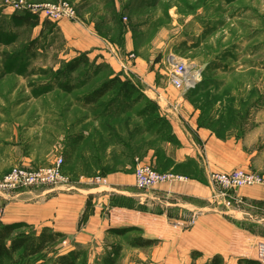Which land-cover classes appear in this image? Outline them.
<instances>
[{"label": "rangeland", "instance_id": "obj_1", "mask_svg": "<svg viewBox=\"0 0 264 264\" xmlns=\"http://www.w3.org/2000/svg\"><path fill=\"white\" fill-rule=\"evenodd\" d=\"M68 1L75 8L73 20H77V9H88L94 15L102 9L104 17L94 20L110 41L119 43L125 31H129L137 52L148 61L158 60L162 71L154 84L163 96L184 93L167 83L169 60L184 62L188 71L197 75L198 81L189 89L196 104L207 114L218 115V121L212 123L216 126L215 134L241 138L248 134L251 144L244 150L254 149L257 156L263 154L264 129L256 117L261 119L264 113L255 114L251 123L245 121L249 111L264 107V0H90L97 2L99 8L89 6L88 0H81L79 8L73 0ZM22 15V11H13L0 0V175L13 166L11 160L17 155L29 157L31 168L46 166L61 155L68 181L77 180L82 174L102 176L105 171L130 165V152L134 157H142L149 149L158 157L152 165L155 170L186 174L178 173L180 168H172L171 161L164 156L167 144L175 145L177 141L162 140L167 137V129L158 135H154L157 126L150 129L154 114L148 115L152 106L145 99L155 104L157 100L143 92L147 88L145 82L130 79L136 86L135 101L121 98L114 91L95 105L83 104L82 97L108 76V70H97L90 59L80 63L76 70H68L66 65L73 58L55 32L56 22H43V29H35L19 18ZM62 85L71 89L64 90ZM158 111L166 119L160 108ZM234 126L238 127L228 128ZM186 165L183 170H194L191 164ZM135 166H129L128 172L133 173ZM44 188L47 187L22 191ZM241 201L232 208H240L247 215L252 207L242 197ZM260 213L258 223L243 219V227L256 237H251L253 240L264 238V208ZM79 228L80 225L78 232ZM171 228L185 230L173 223ZM32 231L39 233L25 223L17 233ZM137 237L143 236L136 227L120 234L113 228L106 229L94 236L80 231L74 236L64 234L55 249L60 253L71 249L83 251L84 260L81 255L77 264H108L106 259L117 246L120 250L114 264H167L165 243L162 251L157 240L146 247L131 246V240ZM236 253L228 244L221 255L222 264H243L239 259L244 258ZM44 261L50 264L48 258Z\"/></svg>", "mask_w": 264, "mask_h": 264}, {"label": "crops", "instance_id": "obj_2", "mask_svg": "<svg viewBox=\"0 0 264 264\" xmlns=\"http://www.w3.org/2000/svg\"><path fill=\"white\" fill-rule=\"evenodd\" d=\"M80 1L73 0V3L78 7ZM91 1L88 0L89 6L97 5L99 8L97 2ZM101 11L94 15L88 9H77V20L56 22L55 32L64 41L71 59L85 54L92 62L106 65L111 75L119 74L122 78L147 84L143 92L148 98H156L177 141L175 145L167 144L164 156L171 161L172 168H180L178 173L185 172L183 175L188 180L163 183L139 191L134 186L133 173L128 172L131 164H124L101 174L106 180L104 184L94 183L90 174H82L65 185L36 192L20 189L9 194L0 193V223H26L36 232L50 228L73 236L80 231L94 236L106 229L136 227L145 239L161 243V251L162 243H165L167 264H206L214 255H222L228 244L238 252L237 256L253 259L256 237L243 227V219L258 223L262 218L260 210L264 208V189L254 186L238 190V195L252 207L247 215L240 208H221L219 211L210 204L206 178L210 172H229L238 168L264 173V150L258 156L254 149L244 150L251 144L248 134L245 138L228 133L224 137L216 135V126L212 123L218 121V115L202 111L192 91L163 96L160 87L154 84L162 71L158 60L148 61L142 57L129 31H125L119 43L107 39L94 20L104 17ZM44 21L38 17L35 29H43ZM262 32L264 34V23ZM130 54L133 57L129 58ZM259 112L264 113V107L249 111L245 122L251 123ZM256 120L264 129V114L261 119L257 115ZM143 155L134 158V165L136 160L151 167L157 163L158 157L153 150L149 149ZM30 160L17 155L11 163L32 167ZM188 163L194 170H183ZM192 215L195 216L192 227L182 231L171 228L176 220ZM251 237H255L254 240ZM195 252L198 254L192 256Z\"/></svg>", "mask_w": 264, "mask_h": 264}, {"label": "built area", "instance_id": "obj_3", "mask_svg": "<svg viewBox=\"0 0 264 264\" xmlns=\"http://www.w3.org/2000/svg\"><path fill=\"white\" fill-rule=\"evenodd\" d=\"M5 5L13 11L28 12L50 22L62 19H75L76 12L68 0H52L43 3H30L26 0H4ZM133 54L129 55V58ZM186 64L182 61L170 59L167 69V83L176 91L185 92L196 84L190 78ZM64 159L56 156L48 165L35 168L13 165L6 173L0 176V193L9 194L20 189L55 187L67 184L68 178L63 173ZM134 186L139 190H148L161 183H172L187 178L170 172H160L150 165L141 164L136 160L133 170ZM92 181L104 184L105 178L98 175ZM207 184L210 188V202L227 210L241 204L238 190L243 187H260L264 189V173L252 170L234 169L229 172H210L207 175ZM195 216L173 222L177 228L186 229L193 226ZM256 262L264 264V238H257L254 245V258Z\"/></svg>", "mask_w": 264, "mask_h": 264}, {"label": "trees", "instance_id": "obj_4", "mask_svg": "<svg viewBox=\"0 0 264 264\" xmlns=\"http://www.w3.org/2000/svg\"><path fill=\"white\" fill-rule=\"evenodd\" d=\"M25 15L20 16L19 18L28 25L35 26L38 23V17L28 12H23ZM34 18V19H32ZM48 20L44 21L47 22ZM88 61V58L85 54H80L77 57L73 58L66 67L68 70H76L80 63ZM92 65L97 68V70H102L106 68L104 64H96L91 62ZM64 90H70V86L62 85ZM136 86L128 78H122L119 74L111 75L108 72V76L103 78L102 82L96 86L89 93H86L81 101L83 104L95 105L97 104L104 96L110 92L118 91L121 95V98L132 99L133 92L135 91ZM141 96L142 93H140ZM144 97V96H143ZM145 98V97H144ZM135 101L136 98H133ZM149 104H151V111L148 115H153V119L150 121V129L153 126H157V129L154 131V135L161 134L164 129H167V137L162 139L165 142L174 143L176 137L172 133L171 125L168 120L164 119L158 111L157 104L145 99ZM147 113V111H145ZM133 152H136V146L132 143ZM132 153V152H130ZM128 154L127 157L131 160V165L134 163V156ZM25 226V223H0V264H45V260L48 258L50 264H77L80 261L81 255L83 259V251L78 249L68 250L66 253L58 252L55 247L58 244L60 238L64 236L63 233L58 231H53L50 228H44L39 233L35 232H25L17 233V230ZM127 228L113 229L114 232L123 233ZM154 240L145 239L143 237H137L132 239L130 245L133 247H146L151 245ZM119 247H115L112 253V256L107 257L108 264H114L115 260L119 254ZM51 254V257L48 255ZM198 254V252L192 253L193 255ZM243 264H260L252 259H239V263ZM208 264H222L221 255H214Z\"/></svg>", "mask_w": 264, "mask_h": 264}, {"label": "bare ground", "instance_id": "obj_5", "mask_svg": "<svg viewBox=\"0 0 264 264\" xmlns=\"http://www.w3.org/2000/svg\"><path fill=\"white\" fill-rule=\"evenodd\" d=\"M186 70L188 71V66L187 65H186ZM189 76H190V78H192L194 76L193 77L194 82H197L198 81V79L196 78V76H197L196 73H193V74L190 73Z\"/></svg>", "mask_w": 264, "mask_h": 264}, {"label": "water", "instance_id": "obj_6", "mask_svg": "<svg viewBox=\"0 0 264 264\" xmlns=\"http://www.w3.org/2000/svg\"><path fill=\"white\" fill-rule=\"evenodd\" d=\"M202 70V69H201Z\"/></svg>", "mask_w": 264, "mask_h": 264}]
</instances>
